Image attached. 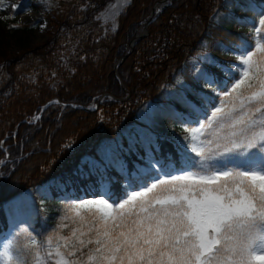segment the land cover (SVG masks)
<instances>
[{
  "label": "trees",
  "instance_id": "16d2710c",
  "mask_svg": "<svg viewBox=\"0 0 264 264\" xmlns=\"http://www.w3.org/2000/svg\"><path fill=\"white\" fill-rule=\"evenodd\" d=\"M160 1L128 0L111 29L102 14L112 0H16L24 10L41 12L51 30L42 45L19 54L0 39V164L5 162L0 166V241L23 225L41 241L56 231L70 204L98 198L100 177L90 174L85 161H101L107 145L122 146L127 176L108 167L105 178L112 201L125 198L128 178L146 166L143 147L128 150L130 135L150 131L159 145L154 155L182 165L178 146L185 125L170 113L182 110L179 95L195 83L194 60L207 52L222 64L237 63L223 48L254 45L251 28L258 16L248 5L264 0L165 3L149 23L148 35L119 63L126 94L113 73L114 62L127 53L137 27ZM31 28L17 26L24 32ZM104 93L110 97L96 111L82 110L92 108ZM52 99L61 104L49 105L33 122L31 117ZM147 105L152 115L142 121L139 114ZM40 189L45 194L35 195ZM28 193H33L31 203ZM10 241L16 254L31 260L21 240Z\"/></svg>",
  "mask_w": 264,
  "mask_h": 264
},
{
  "label": "snow or ice",
  "instance_id": "6c2138e0",
  "mask_svg": "<svg viewBox=\"0 0 264 264\" xmlns=\"http://www.w3.org/2000/svg\"><path fill=\"white\" fill-rule=\"evenodd\" d=\"M248 7L258 16L254 45L224 46L235 64L198 55L182 110L170 113L185 125L182 165L154 155L150 131L130 135L128 150L143 147L146 166L128 178L125 198L112 201L106 169L127 172L122 146L107 145L101 161H85L100 177L98 198L70 204L44 241L21 229L31 260L9 241L0 264H264V4ZM69 219L76 227L65 235Z\"/></svg>",
  "mask_w": 264,
  "mask_h": 264
},
{
  "label": "rangeland",
  "instance_id": "374dc122",
  "mask_svg": "<svg viewBox=\"0 0 264 264\" xmlns=\"http://www.w3.org/2000/svg\"><path fill=\"white\" fill-rule=\"evenodd\" d=\"M14 1L16 0H4L3 4H0V39L3 38L10 52L14 54H19L27 49L35 48L42 45L48 39V34L51 29L45 24L41 12L24 10L20 8ZM127 4H128V0H112L111 5L102 14L103 20L106 23L112 24L108 26L109 28L114 29L116 27L117 17L124 10V7ZM13 5H15L16 7L13 8ZM156 10L159 11L160 10L159 7ZM20 25L31 26L32 28L29 31L24 32L17 29V26ZM145 30L147 31V35H148V26L146 27L145 24L138 26L134 38L142 35ZM143 38L139 40H142ZM130 44L131 42H129L127 44V47H125L124 49L126 51L128 50L127 52H129ZM134 45L135 43L132 46V51ZM151 115H152V107L147 105L144 108V110L139 114V118L142 121H147ZM3 151H5L4 148ZM154 179L155 177L153 178V180ZM32 194L33 193H28L25 195V198L28 203L32 202ZM34 194L43 196L45 192L40 189ZM69 215L74 216V212H72L71 214L69 213ZM64 222L69 226L68 229H64L63 231V234L66 235L68 233V230L70 228L76 227V225H74L70 219L65 220ZM23 228H27V227L24 225L15 226L13 229H11L10 232L7 234V236H5V238L1 240L0 251H3L4 244L8 243L11 237L21 240L23 243H25L24 236L21 234V229ZM54 232L55 231L50 232L46 237L42 239V241L46 240Z\"/></svg>",
  "mask_w": 264,
  "mask_h": 264
},
{
  "label": "water",
  "instance_id": "95a60500",
  "mask_svg": "<svg viewBox=\"0 0 264 264\" xmlns=\"http://www.w3.org/2000/svg\"><path fill=\"white\" fill-rule=\"evenodd\" d=\"M167 1H169V0H162L160 3H165V2H167ZM152 14H153V11H151V13H150V17H149V20H148V22L145 24L146 27L148 26V24H149V23L151 22V20H152ZM146 35H147V31L145 30L144 33H143L142 35H140V36L134 38V39L131 41L129 52H127L125 56H127V55L132 51V46H133V44L136 43L137 41H139V39L145 37ZM125 56H124L122 59L117 60V61L115 62V64H114V70H113V73H114L115 77H116L119 81H120V79H119V77H118L117 65H118V63H119L120 61H122V60L125 58ZM120 85L123 87V83H122L121 81H120ZM105 96H107V95H106V94H103V95L100 97V100L103 99ZM54 102L59 103L56 99H53V100L49 101L48 103L44 104V105L41 107V111H40V113H42V112L44 111V109H45L47 106L53 104ZM71 106H72V105H71ZM97 106H98V104L94 107V109L88 110L87 108H84V110H85V111H88V112H90V111H94V110L97 109ZM36 117H40V114L37 115ZM36 117L33 118L34 121L36 120Z\"/></svg>",
  "mask_w": 264,
  "mask_h": 264
}]
</instances>
